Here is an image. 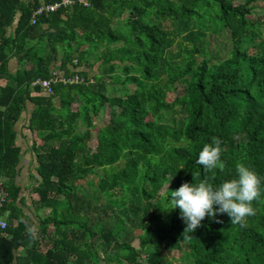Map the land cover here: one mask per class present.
<instances>
[{
	"label": "trees",
	"instance_id": "16d2710c",
	"mask_svg": "<svg viewBox=\"0 0 264 264\" xmlns=\"http://www.w3.org/2000/svg\"><path fill=\"white\" fill-rule=\"evenodd\" d=\"M71 1L31 25L60 0H0V264H169L163 251L182 246L185 264H264V195L245 225L206 218L187 241L169 203L183 182L211 176L196 160L213 137L226 168L212 183L243 163L264 190V20L253 18L264 0ZM53 73L83 83L49 96L32 87ZM112 100L117 120L93 134ZM28 108L36 223L16 184L14 127ZM168 154L175 162L162 167ZM101 170L95 191L106 201L79 184Z\"/></svg>",
	"mask_w": 264,
	"mask_h": 264
},
{
	"label": "clouds",
	"instance_id": "9594fccd",
	"mask_svg": "<svg viewBox=\"0 0 264 264\" xmlns=\"http://www.w3.org/2000/svg\"><path fill=\"white\" fill-rule=\"evenodd\" d=\"M221 144L218 137H213L211 143L203 145L196 160L204 172L211 173V176L205 175L196 183L183 182L178 189L171 191L170 208H179L180 218L186 225L182 233L185 241L192 239L189 234L201 227L206 218L220 223L222 221L217 217L227 215L232 224L245 225L248 217L256 215L253 202L261 201L264 195L261 176L243 163L236 164L235 178L219 185L212 183L216 178V170L223 172L226 168L221 158ZM0 226L3 224L0 223Z\"/></svg>",
	"mask_w": 264,
	"mask_h": 264
},
{
	"label": "rangeland",
	"instance_id": "374dc122",
	"mask_svg": "<svg viewBox=\"0 0 264 264\" xmlns=\"http://www.w3.org/2000/svg\"><path fill=\"white\" fill-rule=\"evenodd\" d=\"M254 19H260L261 21L264 20V2H259L257 3V6L255 8V12H254ZM121 26H123L121 24ZM264 33V29L262 31ZM16 69V61L12 62V68L10 69V71H14ZM90 76H93L94 73L89 72ZM95 75V74H94ZM1 86L4 85V83H0ZM129 90H131V88H129ZM120 107V103L116 100H112L109 102L107 108L103 109L99 114L96 115V117H94V124H95V128L93 130V134H95L96 130L104 125H106L110 120H117L116 116L119 108ZM167 111V105H162L160 112L162 113V117L165 115V112ZM95 145V141L93 140L90 143V146L93 147ZM175 162V158L172 155H165L163 157L160 158V164L162 165V167H164L166 164L169 163H174ZM32 176V178L26 179L25 181L22 180V178H18V184H20L21 188H23V190L21 191V195H24L25 197V204L26 207L24 208L25 212L27 214H29L31 216V218L35 221L36 223V218L33 214V208H32V200L34 198H36V194L33 190V185L36 183V172L33 170H31L30 174ZM104 172L98 171V174L95 175H90L86 180L79 182L80 186H82V188L85 190V192L87 194H91V193H95V195H97L101 201H106V198L104 196H102L99 192L95 191L96 190V185L98 183L99 177L103 176ZM21 176V175H20ZM24 177V175H23ZM169 183L164 184V186L160 189L159 194H163V192L168 188ZM24 188H26L24 190ZM35 227L32 228L33 231H35ZM134 235H135V239L132 243V245L135 248H138V243L140 238H143L145 236V231L141 228H137L134 231ZM182 251H187V247L186 246H182V250L181 251H168V250H164L163 253L167 258V262L169 264H185V261L182 259ZM142 259H145L144 256H142Z\"/></svg>",
	"mask_w": 264,
	"mask_h": 264
},
{
	"label": "built area",
	"instance_id": "2783aa9c",
	"mask_svg": "<svg viewBox=\"0 0 264 264\" xmlns=\"http://www.w3.org/2000/svg\"><path fill=\"white\" fill-rule=\"evenodd\" d=\"M77 4H80L84 7L87 6L86 2L82 0H77ZM73 4V1L71 0H60V2L52 4V5H45L40 8H38L34 13L31 20V25L34 24V18L41 17L43 15L51 14L56 12L60 8L69 7ZM92 81L90 80V83ZM83 83V80H81L79 77H73V78H65L63 76L57 75L55 73L52 74V78L49 80H37L32 84V87H38L41 89L42 93L44 95H51L52 94V87L55 84H62L63 86L69 85V86H76ZM6 192L4 191V188L2 186V182L0 181V223L3 224V226H0V231L5 230L7 227V213H2L1 209L3 207V204L6 199Z\"/></svg>",
	"mask_w": 264,
	"mask_h": 264
},
{
	"label": "crops",
	"instance_id": "0c3cea01",
	"mask_svg": "<svg viewBox=\"0 0 264 264\" xmlns=\"http://www.w3.org/2000/svg\"><path fill=\"white\" fill-rule=\"evenodd\" d=\"M13 62V61H12ZM12 62L9 64V67L12 68ZM28 112L23 114L20 118V120L15 124V130L17 132L16 137V144L20 147L21 153H20V160L17 168L19 169V173L16 177V184H18V178H22V180L28 179L31 170L35 171V168L37 166V163L35 161V157L31 151V140H32V134L27 129L28 126V119L29 114L32 111V108H28ZM21 175V176H20ZM24 175V177H23ZM30 178V177H29ZM21 187V186H20ZM23 190V188H21ZM26 188H24L25 190ZM24 197V195H21ZM25 198V197H24Z\"/></svg>",
	"mask_w": 264,
	"mask_h": 264
}]
</instances>
